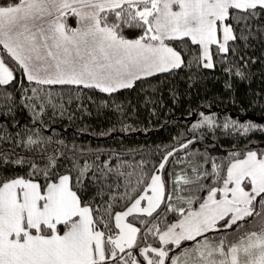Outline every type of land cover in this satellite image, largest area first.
<instances>
[{
    "label": "snow or ice",
    "instance_id": "6c2138e0",
    "mask_svg": "<svg viewBox=\"0 0 264 264\" xmlns=\"http://www.w3.org/2000/svg\"><path fill=\"white\" fill-rule=\"evenodd\" d=\"M257 75L264 0H0V264H264V123L228 110ZM138 105L183 126L99 139Z\"/></svg>",
    "mask_w": 264,
    "mask_h": 264
},
{
    "label": "trees",
    "instance_id": "16d2710c",
    "mask_svg": "<svg viewBox=\"0 0 264 264\" xmlns=\"http://www.w3.org/2000/svg\"><path fill=\"white\" fill-rule=\"evenodd\" d=\"M257 54H259V45L257 46ZM259 67V65H257ZM198 92L197 89L192 90L191 95V102L196 104L199 100L203 97L207 99L208 97L214 96L218 93H223V84L221 82H217L214 78H210L207 81L200 82L198 84ZM187 88L186 84L181 85V91ZM251 88L253 92L257 90L264 91V83L261 82L259 75H257L251 82ZM248 90L247 83H241L237 87V95L244 96ZM133 98H135V94H132ZM165 99L168 100L167 93L164 94ZM142 98V97H141ZM185 103L189 100V97L185 95L183 97ZM168 103H171L168 100ZM182 105L175 106V110L169 112L167 107H158L157 113L155 115H150L148 108L138 105V111L134 118V122H138L143 124L145 127L148 126L149 121H151V125L153 127L150 128L149 132H144L143 130L133 132L127 135L126 139L123 141H119V137L123 136V133H113V136L116 137V141L106 140V138H99L101 141L105 142L106 144L116 143L117 146L120 142L128 144V145H150L160 142H167L170 138V134L175 133L179 127H182V123H174L171 122L173 118L179 119L180 115V108ZM215 107V105H213ZM221 108H224V105H221ZM229 114L236 119H243L249 118L258 123H264V112H261L259 106H256L255 110L249 109L246 114H241L239 108L237 106H232L231 104L228 105ZM169 121L168 123H165ZM88 123L93 124L97 130H99L100 125L96 123L95 119H88ZM108 121L104 120L103 126H107ZM75 131V128L69 129V138H71L72 132ZM84 139H91L93 143L97 141L96 137H89L87 133L83 134ZM256 138H262L259 133H256Z\"/></svg>",
    "mask_w": 264,
    "mask_h": 264
}]
</instances>
